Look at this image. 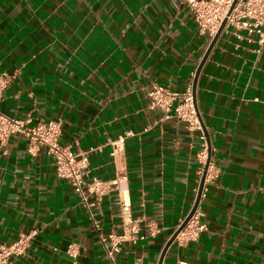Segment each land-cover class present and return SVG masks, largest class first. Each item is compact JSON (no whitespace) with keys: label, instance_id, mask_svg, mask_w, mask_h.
Segmentation results:
<instances>
[{"label":"crops","instance_id":"0c3cea01","mask_svg":"<svg viewBox=\"0 0 264 264\" xmlns=\"http://www.w3.org/2000/svg\"><path fill=\"white\" fill-rule=\"evenodd\" d=\"M241 33L223 30L197 82L220 168L199 204L205 230L173 241L161 264H264V44ZM211 41L182 0H0V72L11 75L0 109L61 119L63 145L96 148L87 181L123 176L142 232L117 264H159L196 201L201 131L164 118L149 92L154 83L186 91ZM91 208L100 229L51 156L30 153L19 134L0 141V241L37 229L9 264H72L71 244L77 264H113L99 233L121 230L118 191Z\"/></svg>","mask_w":264,"mask_h":264},{"label":"built area","instance_id":"2783aa9c","mask_svg":"<svg viewBox=\"0 0 264 264\" xmlns=\"http://www.w3.org/2000/svg\"><path fill=\"white\" fill-rule=\"evenodd\" d=\"M192 11L194 18L203 34L214 38L223 21L227 18L224 30L231 28V33L242 37V30L248 34L258 33L260 44H264V0H238L229 13L234 0H182ZM11 83V75L0 72V99ZM150 107L163 111L164 118L174 117L180 122H185L190 131H201L200 138L203 142L198 153L200 164V181L209 159V143L204 130L198 108L195 103L193 85L186 91L178 92L170 87L154 83L149 92ZM15 134L22 135L27 140V149L32 154L44 150L54 160L59 177L69 180L82 202L87 206L95 226L100 229V222L92 212L93 206L100 205L104 195L117 190L120 196L121 230H111L102 233L99 238L104 246L106 255L111 263L117 264V254L127 243H136L142 232L140 217H136L132 210V201L127 189L122 186L123 176L115 179H102L95 177L91 181L86 176L91 171L89 150L75 151L70 145L60 142L62 134V120H38L33 113L27 112L23 116L8 114L0 109V141L6 143ZM124 138L115 142L116 146L123 143ZM220 173V168L212 159L208 163L205 186ZM199 190V188H198ZM198 194V193H197ZM202 198V197H201ZM203 213L198 207L189 222L178 232L174 241L184 245L199 237L205 230L202 221ZM148 234L155 236L160 232L156 221L147 222ZM37 234L36 228L21 232L11 243L0 241V264H9L13 256H22L27 253L32 238ZM67 252L72 257V264H77L79 250L71 244ZM184 264V262H181ZM135 264H145L142 257L137 258Z\"/></svg>","mask_w":264,"mask_h":264},{"label":"water","instance_id":"95a60500","mask_svg":"<svg viewBox=\"0 0 264 264\" xmlns=\"http://www.w3.org/2000/svg\"><path fill=\"white\" fill-rule=\"evenodd\" d=\"M237 1L238 0H234V3L232 5V7L230 8L229 13H231V11L235 7ZM226 23H227V18L223 21V23H222V25H221L218 33L212 39V41H211V43L209 45V48L207 49V51H206L203 59L201 60L200 65H199V68H198V70L196 72V75H195V78H194V82H193V91H194L195 103H196V90H197V82H198L199 74L201 72V69H202V67H203V65H204L207 57L209 56V54L212 51L214 45L216 44L218 38L221 36L223 30L225 29ZM196 106H197V103H196ZM205 132H206V135H207V138H208V143H209V159H208V163H209V161L211 160V157H212L211 142H210V137H209L208 132L207 131H205ZM208 163L206 164L205 170H204L203 175L201 177V181H200V184H199V190H198V194H197L196 201H195V203H194V205H193L190 213L188 214V216L184 219V221L181 223V225L177 228V230L174 232V234L171 236V238L166 243V245H165V247H164V249L162 251L159 264H161L163 262L164 256H165V254H166L169 246L175 240L178 232L189 222V220L191 219V217L193 216V214L195 213V211L199 207V204H200V201H201V197H202V193H203L204 184H205V178H206Z\"/></svg>","mask_w":264,"mask_h":264}]
</instances>
